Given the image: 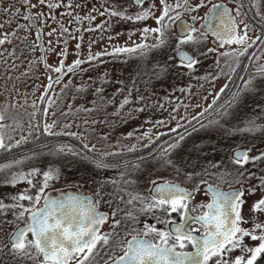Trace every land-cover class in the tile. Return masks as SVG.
<instances>
[{
    "label": "snow or ice",
    "instance_id": "snow-or-ice-1",
    "mask_svg": "<svg viewBox=\"0 0 264 264\" xmlns=\"http://www.w3.org/2000/svg\"><path fill=\"white\" fill-rule=\"evenodd\" d=\"M23 3L28 9L36 8L38 5H46L49 9L48 13L29 12L23 19L30 23L17 25L18 29H23L25 32L34 35L35 41L27 44L28 35L17 37L16 31L0 32V46L12 44L13 38H17L25 42L30 51L35 52L36 48L39 47L45 53L38 59L43 62L49 73L56 75L54 78L51 75L48 76L49 82L45 93L40 97L41 100H45L48 90L52 88L53 84H61L65 76L69 74L84 75L104 65V57H110L113 61H117L123 56L125 63L131 58L141 61L144 67L138 68L136 76L132 79V87L127 89V93L123 95L119 103H115L113 98L105 99L104 88L97 87L92 94L100 98L99 103L94 100L92 101L93 107L78 109L84 112L95 111L99 113L105 110L108 105L115 104V110L111 116L120 119L123 123L135 119L134 113H144L150 107L146 104L145 95L140 94L136 87V80L142 74L149 76V79L144 81L148 85H152V77L157 81H167L169 78L206 81L210 74L200 77L196 76V73L208 54L218 53L217 67H219L220 57L229 58L238 67L240 58L245 56L249 49L259 45L264 51V11H261L264 8V0H250L251 9H255L252 17L254 23H248L244 19L247 16L246 9H249L245 0H233L234 7H229L222 0L215 3L212 0H174L173 3H169V0H159V6H157V0H131L130 4L105 6L102 3L103 11L92 6L84 17L75 15L73 18L77 22L83 20L93 22L97 16L106 17V19L94 27L84 29V31L95 32L99 30L104 33L114 29L120 23L131 24L133 27L127 31H116L114 35H107L106 38L109 41L119 39L122 36L127 37L123 44H114L111 51L104 48L93 53L91 49L98 41L95 39L89 41V52L86 59L80 57L84 40L82 35H72L69 29L59 21H57L58 33V29L48 26L47 21L48 19L56 21V16L52 14L53 10L61 7H86L87 0H85V4H73L72 0H68L67 4H64L63 0H37L36 4H33L31 0H23ZM133 8L138 10L132 11ZM202 8H207V12L201 17L196 13ZM0 11L8 13L10 9L4 7ZM19 12L20 9H15L16 14ZM157 13L159 14L157 15ZM65 14L73 16L71 11ZM188 17H190L191 23H189ZM149 20L154 21L155 26H150L147 23ZM197 21H202L200 27L196 26ZM6 23L10 24L12 21L8 20ZM4 27L5 24L0 23V29H4ZM44 27H49L50 30L45 33ZM33 28L35 29L34 32ZM256 28H259V34L254 37L250 36L249 32L255 31ZM79 31L80 29H77V32ZM57 33L60 36L67 35L68 37L63 41L64 48L59 52L51 40V37ZM209 34L214 38L217 47H210L205 50L203 45L209 39ZM45 35L49 37L47 48L44 47L43 43ZM133 37L138 39H133ZM69 39L77 40L75 44L77 58L71 64L66 63L69 55L67 47ZM104 39V35L99 37L100 41ZM149 39H151V43H148ZM226 45L229 47L236 45L237 47H230L229 51L218 52V48H224ZM47 53H53L60 57L57 65L48 63ZM253 56L255 57V53ZM9 57L19 59L15 55V49L9 52ZM0 58H3V51H0ZM255 58L259 59V57ZM153 61L155 62L153 63ZM4 62L7 63L6 60ZM86 64L88 67H84ZM147 64H151L150 69L146 67ZM227 66L231 68L232 72L236 71V68L232 67L231 64ZM10 67L15 69L17 65L13 62ZM258 77L264 81V65L256 68L255 75L249 76L247 79L241 77L243 86L238 91L231 93L229 100L218 105L216 111L220 120L231 114V109L241 100L242 94L257 90L259 87ZM211 78L216 79V77ZM97 79L107 82L108 73H102ZM229 79L231 80L232 77L230 76ZM88 80L92 81V77L89 76ZM70 83L71 80L65 83L63 88L69 87ZM116 83L121 85L116 89V93L123 94L125 92L124 82L119 80ZM152 86L154 87V85ZM169 87L173 91L194 95L190 83L179 88L176 85H169ZM228 87V84L221 87L219 92L215 94L212 103L197 116L203 117L204 113L217 105L221 94L225 93ZM83 90L84 86L81 85L78 91ZM134 91L138 93L135 101L132 98ZM164 98L168 99L167 96ZM136 101H139L141 106L129 107L127 112H124L128 105L134 104ZM179 106L177 104L172 112H177ZM188 106L187 104L184 105L185 108ZM159 107L163 108V105H159ZM43 112L47 115L48 110L44 109ZM62 115L65 114L62 113ZM197 116H193L192 120L188 122L191 132L185 128L184 124L177 121L175 127L168 128V133H174L175 137L170 141H164L158 150L154 148L147 157H138L135 162H132V168L138 170L145 164L146 160H155L160 167L171 168L177 176L183 174L186 180H193L195 176H199L200 173L184 172L177 160L173 158L186 139L198 131V128L220 125V120H210L207 125L202 124ZM8 118L6 109L0 111V151L4 152H10L29 138L22 136L20 140L15 141V144L11 143V131H14V128L4 123ZM169 118L175 120L176 116L170 113ZM182 119L184 118L181 117ZM192 121H196V124H192ZM146 122L151 123L153 127H166L169 121L164 119L152 121L149 118ZM85 123L88 122L85 121ZM92 123L109 124L114 123V121H110L106 113L103 118L93 120ZM56 125L57 121L55 120L52 123L45 122L42 133L48 136L77 135V133L53 131ZM68 126L64 125V127ZM30 128L33 131H41L38 124H30ZM178 129H184V131L179 132ZM236 131L264 133V125H259L255 120L249 119L246 127ZM150 133L151 129H148L136 137L138 140L148 138L149 143L145 144L144 148H149L150 145L156 143ZM126 135L133 137L135 133L129 131ZM164 135L166 133H158L156 140L158 141ZM101 139H107V135L101 136ZM83 148L93 153L97 151L95 145L89 148L88 144H84ZM193 150L200 151L201 149L193 145ZM53 151L58 154L68 151L72 155L81 157V159H91V163L99 169L121 167L118 164L105 162V157L120 155V153L101 152L98 158L95 156L89 158L87 153L75 152L64 145L58 146ZM128 151H136L135 145ZM252 151L251 148L242 149L239 147L233 150L230 157V163L236 169L233 182L242 184L245 180L258 179V187L264 190V175L257 177L256 173L247 167L248 165L255 167L257 163L264 162V151L255 155L251 154ZM29 158L25 157V159ZM22 163L23 160L16 159L0 164V173L4 174L3 184L15 187L21 182H26L30 188L35 189L34 195L29 194L28 190L11 195L8 202L0 198V234L4 233L6 226H13V230L7 233L8 243H4L0 239V264H25V261H30L31 264H258V260L264 257V222H258L253 215L252 227H243L244 224L248 223L243 215V206L246 203L243 198L245 191L255 195L257 186H250L247 189L230 187L229 190L224 191L219 185L209 184L207 180L201 179L199 183L193 184L192 188L189 189L182 187L180 183L174 180L158 177L157 179H149V183L152 185L149 189L151 195L144 196L140 192L127 190V186L134 184L135 181L125 179L127 172L121 171L118 179L112 178L103 181L92 196L69 195L56 199L46 195L45 190L49 187L50 182L61 179L60 170L50 167L43 172L35 168L27 173L9 171L14 165ZM128 164L129 162L125 161L124 167H128ZM211 166L218 167V165ZM204 174H207V170ZM226 174L233 175L231 172ZM37 176L41 179L36 180ZM221 179H223L222 176ZM107 184L112 185L113 191L111 193L104 190ZM201 184L205 185V194H210L211 199L208 203L193 206L192 201L195 194L201 190ZM105 196L109 198L105 199ZM25 201L28 203L25 204ZM102 202L111 210L110 212L99 210ZM114 203L115 206H113ZM121 203L128 210L121 209ZM197 209H202V211L197 212ZM156 210L162 211L168 217L165 219L155 217L158 223L165 225L164 228L145 223L142 229L134 227L130 229L135 234L127 242L121 238L119 229L126 228L129 221L132 224L138 223L135 213L149 214ZM121 211L124 212L123 216H120ZM251 211L254 214H264V195L252 204ZM9 214L12 219L7 218ZM172 214L179 216V223L175 219H171ZM105 224L109 225L108 231H102ZM128 234V231L124 232L125 236ZM245 238L259 241V243L249 246L244 242ZM189 246L191 251L187 250ZM116 248L122 251V255H116ZM236 249H239L242 254L234 259L227 258L228 253Z\"/></svg>",
    "mask_w": 264,
    "mask_h": 264
},
{
    "label": "rangeland",
    "instance_id": "rangeland-1",
    "mask_svg": "<svg viewBox=\"0 0 264 264\" xmlns=\"http://www.w3.org/2000/svg\"><path fill=\"white\" fill-rule=\"evenodd\" d=\"M31 2L36 4L37 0H31ZM63 2L67 4L68 0H63ZM130 2L131 0H87L86 7H61L53 10L52 14L56 16V21L48 19L47 24L51 28H57L59 33V26L57 23V21H59L69 29L72 35H82L84 40L80 51V57L86 59L89 52V41L94 39L98 41L91 49L93 53L101 51L104 48L111 51L114 44H123L127 37L122 36L119 39L109 41L106 38L107 35H114L116 31H127L132 28L133 25L120 23L108 32L101 33L99 30L89 32L84 31V29L100 24L106 17L97 16V19L93 22L87 20L77 22L73 17L75 15L84 17L88 14L92 6L103 11V8H101L102 3L108 6L111 4H130ZM173 2L174 0H169V3ZM212 2H219V0H212ZM222 2L229 7L235 6L233 0H222ZM72 3L85 4V0H72ZM245 4L249 5L247 11L250 12V10H252V15H254L255 9H251L250 0H245ZM157 6H159V0H157ZM4 7H8L10 11L8 13L0 11V23L5 24L4 29H0V32L16 31L17 37L28 35V41L26 43H33L35 41V36L25 32L23 29H18L17 25H27L30 23L23 19L29 12L48 13L49 9L47 6L38 5L36 8L28 9L27 6L24 5L23 0H0V9ZM17 8L20 9L19 14L15 13V9ZM131 10L137 11L138 9L133 8ZM69 11L73 12V16H67L65 14ZM261 11H264V8H262ZM206 12L207 8H202L196 14L202 17ZM158 14L159 13H157V15ZM93 15H96V13H93ZM252 15L244 17L246 22L254 23ZM8 20H11L12 23H6ZM188 20L189 23H191L190 17H188ZM37 23H39V21H37ZM147 23L150 26H155L152 20H149ZM201 23L202 21H197L196 26L200 27ZM77 29H80V31L77 32ZM49 30V27H44L45 33ZM34 31L35 29L33 28V32ZM58 33L51 37L53 46L56 48L57 52L64 48L63 41L68 39L67 35L60 36ZM258 34L259 28L249 32V35L253 37ZM101 35L105 36L103 41L99 40ZM210 38L211 36L209 34V39L203 45L205 50L210 47H217L216 44H211ZM133 39L138 38L133 37ZM48 40L49 37L45 35L43 38L45 48L48 47ZM57 41H59V43H57ZM26 43L22 42L20 39L13 38L12 44L0 46V51H3V58H0V111L6 109V115L9 118L6 119L4 123L14 128V131H11V143L15 144V141L20 140L22 136L29 137L27 141L15 147L17 149H14L13 155L0 160V164L8 163L16 159L23 160L22 164L14 165V167L9 170L10 172L23 171L27 173L33 168L39 169L41 172L50 167L59 169L61 172V179L50 182L49 187L45 190L46 195L56 192H65L67 190L74 191L77 189L81 190V192L94 195L95 190L103 181L112 178L118 179L121 171L127 172L125 179L135 181L134 184L127 186V190L140 192L144 196L151 195L149 189L152 185L149 183V179H157L158 177L161 179L174 180L180 183L182 187L189 189L192 188L193 184L199 183L201 179L207 180V182H210L209 184L219 185L220 188L238 186L239 188L243 187L247 189L250 186H257L255 195H251L245 191L243 198L246 203L243 206V215L248 223L244 224L243 227H252L253 215H255L258 222H264V214H254L251 211L252 204L264 195V190L258 187V179L245 180L242 184L233 182L236 169L235 166L230 163L233 148H242L243 146L244 149L251 148L253 150L251 153L252 155L264 151V133L259 131L252 133L236 131L237 129L246 127L249 119L255 120L259 125H264V81H261L258 77L257 83L259 87L257 90L252 93L242 94L241 100L231 109L230 120L228 117L220 120L218 112L216 111L219 104H223L226 100H229L231 93L238 91V89L243 86L241 77L247 79L249 76L255 75L256 68L264 65V51H262L259 45L249 49L248 53L240 58V65L238 67L227 57H220L219 67H217L218 53L208 54L196 73V76L200 77L210 74L206 81H198L196 79L189 81L187 78L182 80L169 78L167 81H157L152 77L153 87L152 85L144 83V81L149 79V76L142 74L140 78L136 80V87L139 89L140 94L145 95L146 104L150 107L144 113H134L135 119L128 121V123H123L120 119L111 116V113L115 110V104L108 105L105 110L99 113L95 111L84 112L78 109L81 107H93L92 101L94 100L99 103L100 98L92 94L97 87L104 88L105 99L113 98L115 103H119L123 95L127 93V89L132 87V79L136 76L138 68L144 67L140 60L131 58L125 63V57L123 56L117 61H113L110 57H104V65L84 75L69 74L65 76L62 83L53 84L52 88L48 90L47 98L41 100L40 97L45 93L46 86L49 82L48 76L51 75L54 78L56 74L49 73L45 69L43 62L38 59L45 53L42 52L39 47L36 48L35 52L30 51ZM76 43L77 40L75 39L68 40L67 47L69 55L66 61L68 64H71V62L77 58L75 49ZM148 43H151V39H149ZM230 47L236 48L237 46L232 45ZM230 47L226 45L224 48H218V52L229 51ZM13 49H15V55L19 57V59L9 57V52ZM253 53H255V57H259V59H256ZM47 55L49 64L54 66L58 64L60 57L53 53H47ZM157 59H159V57H157ZM5 60L7 63L4 62ZM13 62L17 65L15 69L10 67ZM154 62L155 61H153V63ZM228 64L235 67L236 71L232 72L231 68L227 66ZM84 67H88V65L86 64ZM146 67L150 69L151 64H147ZM102 73H108L107 82L97 79ZM89 76L92 77V81L88 80ZM230 76L232 77L231 80L229 79ZM211 77H216V79H212ZM69 80H71L69 87L63 88V85L68 83ZM119 80L124 82L123 87L125 88V92L123 94L116 93V89L121 87L120 84L116 83V81ZM189 83L192 85V93L194 95L173 91L169 87V85H176V87L179 88ZM225 84H228L229 87L226 89L225 93L221 94L220 99L217 101V105L204 113L203 117L197 116L198 113L203 112V110L212 103L215 94L219 92L220 88ZM81 85L84 86V90L78 91ZM200 85H203V87H200ZM137 95L138 93L134 91L132 97L134 101ZM165 96H167L168 99H165ZM177 104L180 106L177 112L173 113L172 109L176 107ZM185 104L189 106L185 108ZM159 105H163V108H160ZM139 106H141L140 102L136 101L134 104L128 105L124 109V112H127L129 107ZM44 109L48 110L47 115L44 114ZM53 113H55V115H53ZM62 113L65 115H62ZM106 113L108 114V119L114 121V123H92L93 120L103 118ZM170 113L176 116L175 120H170ZM193 116H197L200 123L205 125H207L210 120H220V125H213L211 127L206 126L203 129L198 128V131L192 133L191 137L187 138L183 146L174 154L173 158L177 160L184 172L200 173L199 176H195L193 180H186L183 174L177 176L171 168L160 167L155 160H146L145 164L138 170L132 168V162H135L137 157H147L148 153L153 151L154 148L158 150L159 146L164 144V141H170L175 137L174 133H168V128L175 127L177 121L184 124L185 128L191 132V127L188 122L192 120ZM181 117L184 119L181 120ZM149 118L152 121L164 119L169 122L166 127H153L151 123L146 122ZM53 120L57 121V125L53 128V131L77 133V135L61 134L62 136H48L43 134V124L45 122L52 123ZM85 121L88 123L86 124ZM30 124H38L41 131H33V129L30 128ZM192 124L195 125L196 121H192ZM64 125L69 126L64 127ZM148 129H151L150 136L156 143L150 145L149 148H144V145L149 143L148 138L145 137L138 140L136 137L140 136L142 132ZM129 131H133L135 135L133 137H128L126 134ZM178 131L182 132L184 129H178ZM158 133H166V135L162 136L157 141L156 136ZM105 134L107 135V139H101V136ZM84 144H88L89 148L95 145L97 151L95 153L89 152L87 149L83 148ZM61 145L67 146L75 152L87 153L89 158L94 156L98 158L101 152L120 153V155L105 157V162L109 164H118L121 167L99 169L91 163V159H81V157L72 155L68 151L60 154L53 151V149ZM133 145H135L136 151H128ZM193 145L198 146L201 150L194 151ZM25 157L30 158L25 159ZM125 161L129 162L126 168L124 167ZM211 165H218V167H212ZM247 167L249 170L254 171L257 177L264 175V162L257 163L255 167L252 165H248ZM205 170H207L206 175L204 174ZM228 172H231L233 175H227L226 173ZM221 176L223 179H221ZM3 178L4 174L0 173V198H3L6 202L9 201L11 195L25 190H28L29 194H35V189L30 188L26 182H21L15 187H12L3 184ZM40 179L41 177H36V180ZM201 186L202 184L200 188ZM104 190L107 193H111L113 191L112 185L107 184ZM201 196L202 195L199 194L195 195V203L206 199V196H203V199ZM108 198V196H105V199ZM24 203L27 204L28 202L25 201ZM113 206H115V203ZM120 207L123 210H128L122 203ZM137 207H139V205H137ZM99 210L105 212L111 211L103 202L100 204ZM123 214L124 212L121 211L120 216H123ZM135 215L137 216L138 223L132 224L131 221H129L127 222L126 228L122 227L119 229L121 238L125 242L135 234L130 231L133 227L142 229L145 223L155 224L158 228L164 226L163 223H158L155 218L160 217L161 219H165L164 213L160 210H156L154 213L149 214L137 212ZM7 218L12 219L10 214ZM12 230L13 226L9 225L5 227L4 233L0 234V239H2L4 243H8L7 233ZM108 230L109 225L105 224L102 231ZM125 231L129 232L126 236L124 235ZM244 242L249 246L259 243V241H252L250 238H245ZM115 252L116 255H118L122 251L116 248ZM241 254L239 249H236L228 253L227 258L234 259ZM25 264H31V262L25 261Z\"/></svg>",
    "mask_w": 264,
    "mask_h": 264
},
{
    "label": "flooded vegetation",
    "instance_id": "flooded-vegetation-1",
    "mask_svg": "<svg viewBox=\"0 0 264 264\" xmlns=\"http://www.w3.org/2000/svg\"><path fill=\"white\" fill-rule=\"evenodd\" d=\"M211 36V35H210ZM210 42H211V44L212 45H215L216 43L214 42V38L211 36V38H210ZM228 118H229V120L231 119V114L228 116ZM242 148H244V146L242 147ZM233 150H234V148H233ZM233 150H232V152H233ZM231 152V153H232ZM223 174H224V172H223ZM208 183H210V182H208ZM228 185H231V184H228ZM204 186L205 185H203L202 184V186H201V190L199 191V192H197L196 194H199V195H202L201 197H202V199H203V196H206V199L205 200H202L201 202H197V203H195V201L193 200L192 201V204H193V206L194 205H197V204H200V203H208L209 202V200H210V197H209V195H206L205 194V189H204ZM230 187V186H229ZM231 187H234V186H231ZM226 188H228V187H226ZM75 192H78V193H85V192H81L80 190H74ZM200 193H202V194H200ZM195 194V195H196ZM48 196H53V197H56V198H58V199H60V198H62V192H56V193H51V194H47ZM195 198V197H194ZM101 211V210H100ZM199 211H202V209H197V212H199ZM165 215V214H164ZM165 218H168V217H166L165 216ZM171 219H175L176 220V222L177 223H179V216L177 215V214H172V217H171ZM165 227V225L164 226H161V227H159V228H164ZM168 227H170V225H168ZM127 242V241H126ZM189 249H191V247L189 246V248L187 249V250H189ZM122 254V252L120 253V254H118V255H121Z\"/></svg>",
    "mask_w": 264,
    "mask_h": 264
},
{
    "label": "water",
    "instance_id": "water-1",
    "mask_svg": "<svg viewBox=\"0 0 264 264\" xmlns=\"http://www.w3.org/2000/svg\"><path fill=\"white\" fill-rule=\"evenodd\" d=\"M242 149H244V148H242ZM232 154H233V152H232ZM152 187V186H151ZM229 188L230 187H228V188H221L222 190H224V191H227V190H229ZM232 188H239L238 186H234V187H232ZM204 189H205V186H204ZM69 195H89V196H92L91 194H89V193H78V192H75V191H71V190H67V191H65V192H62V198L63 197H65V196H69ZM50 197H52V198H56V197H53V196H50ZM209 197H210V199H211V196H210V194H209ZM56 199H58V198H56ZM210 201V200H209ZM170 227H171V225H170ZM131 239V237L130 238H128L127 240H130ZM192 249H189L188 251H191ZM122 255V254H121Z\"/></svg>",
    "mask_w": 264,
    "mask_h": 264
},
{
    "label": "trees",
    "instance_id": "trees-1",
    "mask_svg": "<svg viewBox=\"0 0 264 264\" xmlns=\"http://www.w3.org/2000/svg\"><path fill=\"white\" fill-rule=\"evenodd\" d=\"M246 11H247V9H246ZM252 10H250V12H248L247 11V15H252ZM253 16V15H252ZM43 136H46V135H43ZM42 136V137H43ZM59 136H62V135H59ZM46 137H48V136H46ZM14 149H17V148H13L10 152H4V151H0V160H3V159H5V158H7V157H9V156H11V155H13L12 153H13V151H14ZM132 154V153H131ZM131 156H133V155H131ZM134 156H139V155H134ZM140 157V156H139ZM138 158V157H137ZM258 264H264V257H262V258H260L259 260H258Z\"/></svg>",
    "mask_w": 264,
    "mask_h": 264
}]
</instances>
